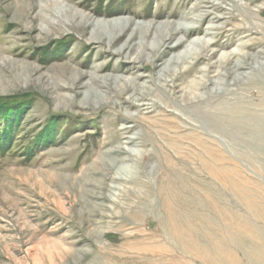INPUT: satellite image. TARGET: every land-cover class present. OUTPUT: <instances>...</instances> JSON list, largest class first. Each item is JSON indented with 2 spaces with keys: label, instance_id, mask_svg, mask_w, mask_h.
Returning <instances> with one entry per match:
<instances>
[{
  "label": "rangeland",
  "instance_id": "rangeland-1",
  "mask_svg": "<svg viewBox=\"0 0 264 264\" xmlns=\"http://www.w3.org/2000/svg\"><path fill=\"white\" fill-rule=\"evenodd\" d=\"M51 1L0 0V264H264V0Z\"/></svg>",
  "mask_w": 264,
  "mask_h": 264
},
{
  "label": "bare ground",
  "instance_id": "bare-ground-1",
  "mask_svg": "<svg viewBox=\"0 0 264 264\" xmlns=\"http://www.w3.org/2000/svg\"><path fill=\"white\" fill-rule=\"evenodd\" d=\"M63 3L62 1L60 2L57 0H53L48 5L49 7L54 6L55 8L58 9L57 10L58 11L57 13L59 14L58 18H60L56 23L53 22L51 23L60 25V23H62V19L65 18L68 21V24L76 25L77 28H81L85 25L86 22L89 21V17L86 13L79 11V9L77 10L74 8H70L71 6L69 7V3H67V0L65 4ZM107 17L108 18L92 21L93 29L90 34L91 38H99V39L101 38L111 43L113 40L115 41L116 39L121 37L124 34V32L127 31L130 27H133L132 29L130 28L129 30L130 31L129 40H130L139 30L142 32V34L144 33L146 35V33L151 27L150 26L151 23L150 24L146 22H143L142 24L136 22L134 23L132 17L128 13L122 11L112 12L109 15H107ZM163 24L165 25V21L163 22ZM144 86L145 84H138L135 87V89L140 90L143 89Z\"/></svg>",
  "mask_w": 264,
  "mask_h": 264
},
{
  "label": "trees",
  "instance_id": "trees-1",
  "mask_svg": "<svg viewBox=\"0 0 264 264\" xmlns=\"http://www.w3.org/2000/svg\"><path fill=\"white\" fill-rule=\"evenodd\" d=\"M16 96H10L9 98H6L5 100H2V101H0V116H2L3 118H5V120H6V123H7V125L9 126V127H11L12 126V124H13V121H11L10 119H8L7 117L11 114V112H17V113H20V112H18L19 110H21V108H23V106H22V104H20V102L15 98ZM18 102V103H17ZM16 113V114H17ZM55 124H57V121L56 122H52V125H50V128H52V129H54L55 127H56V125ZM52 129H51V131H50V133L49 134H43V131H41V136H42V138H40V139H42L41 141L43 142V141H45V142H47L46 140H48L47 138H49L50 139V137H48V136H50L51 135V133H52ZM45 135V136H44ZM51 140H49L48 142H50Z\"/></svg>",
  "mask_w": 264,
  "mask_h": 264
}]
</instances>
